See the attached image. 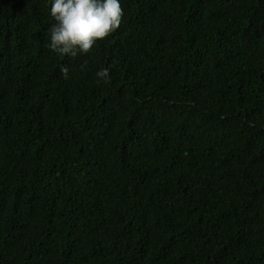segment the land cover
<instances>
[{
  "label": "trees",
  "instance_id": "16d2710c",
  "mask_svg": "<svg viewBox=\"0 0 264 264\" xmlns=\"http://www.w3.org/2000/svg\"><path fill=\"white\" fill-rule=\"evenodd\" d=\"M121 7L62 57L0 0V264H264V0Z\"/></svg>",
  "mask_w": 264,
  "mask_h": 264
},
{
  "label": "clouds",
  "instance_id": "9594fccd",
  "mask_svg": "<svg viewBox=\"0 0 264 264\" xmlns=\"http://www.w3.org/2000/svg\"><path fill=\"white\" fill-rule=\"evenodd\" d=\"M49 15L54 23L48 31V49L58 56L75 57L90 51L93 45L121 24V0H50ZM67 68L61 67L62 74ZM98 82L109 79L107 67L96 72Z\"/></svg>",
  "mask_w": 264,
  "mask_h": 264
}]
</instances>
